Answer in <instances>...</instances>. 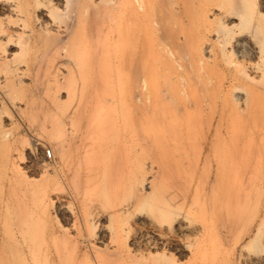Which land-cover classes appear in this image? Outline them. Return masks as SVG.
I'll return each instance as SVG.
<instances>
[{
	"label": "rangeland",
	"instance_id": "obj_1",
	"mask_svg": "<svg viewBox=\"0 0 264 264\" xmlns=\"http://www.w3.org/2000/svg\"><path fill=\"white\" fill-rule=\"evenodd\" d=\"M263 67L264 0H0V264H264L258 136L206 111ZM149 80L179 116L193 84L190 129L148 120Z\"/></svg>",
	"mask_w": 264,
	"mask_h": 264
},
{
	"label": "bare ground",
	"instance_id": "obj_2",
	"mask_svg": "<svg viewBox=\"0 0 264 264\" xmlns=\"http://www.w3.org/2000/svg\"><path fill=\"white\" fill-rule=\"evenodd\" d=\"M144 1H146V0H137V3H138V5H141L142 3H144ZM148 6H150V5H148ZM146 9H147V7H146ZM147 16L149 17L148 10H142L141 11V18L142 17L144 18ZM148 22H149V20H148ZM116 31H117L116 37L118 38V40L120 38H121V40L125 39L126 30L124 31V33H125L124 35L122 33L123 31H120V29H117ZM145 33L146 32H144V37H145ZM120 35H121V37H119ZM145 40L148 42L147 44H150L152 46V44H151L152 39L150 38V36H147ZM145 40H144V42H145ZM147 44H146V46H147ZM147 47L150 48L149 45ZM148 48H147V51H148ZM150 49H152V48H150ZM150 49L148 51L149 56H151V53L153 52ZM150 64H151V62H150ZM150 64H148V66ZM151 67H153V64L151 65ZM261 67L260 68L258 67V68L261 69ZM156 68H154V74H155ZM150 72L151 71L149 69L148 77L150 75L156 76V74L155 75L152 73L150 74ZM236 76H235L234 81L228 86L227 90L231 89V91L232 90L234 91L235 101H237V102L239 101V99L242 95L243 96L245 95V98H243L244 99L243 104L242 105L236 104L237 102L233 105L232 104L231 105L226 104L227 103L226 99L224 97H220V95H219L220 91L222 90V89L220 90L221 85L220 84H217V85L213 84L212 85V83L211 84L209 83L210 81L206 80V111L211 112L214 104L216 105V102L219 99L221 101V105H222L220 108V111L225 114L224 120L222 119L225 123L224 124L225 125L224 130H225V133L229 134V135L228 134H226V135H228V137H230V138H234L239 133H247V135L251 136V137H252V135L256 136V134H257L258 141L255 144V148L258 150V152L260 151L259 153L263 152V156H264V96L259 94L257 91L249 92L244 87H241V85H239L240 82L238 80V77H236ZM152 78H154V77H152ZM260 79L264 80V67L261 70ZM151 81H150V84L152 83ZM102 83H101L102 84V86H101L102 90H104V88L110 89L112 87V85H110V83H108V82L104 81ZM171 85L172 86H170V90L174 95L178 96L180 93H182L179 96L182 95L183 97L181 96V98H179L178 102L182 105L184 113L180 116L177 115V112L175 111V109L168 102H164V99H162L160 97L159 91L156 88L157 86L154 87L155 85L153 86V84H151L150 86H148L149 88H147L146 92L144 93L145 98L143 101L144 105L146 107L150 108V110L152 111V115H149L150 117L148 120L152 123H155L156 125L158 124L160 126L171 127V125H177L178 118L179 119L181 118L182 120H184L183 123L185 124V128L190 129L193 124L191 125L189 122H190V119L193 118V116H191V114H189V112L187 111V103H189L191 101L194 104V106L196 105V103H197L196 101H198V100L196 97H193L194 94H196L195 93L196 90H194L195 88H193V84L192 85L186 84L187 86H185V87H182V85H177L175 83H173ZM186 94L188 95V97L190 96L192 98L188 99ZM187 99H188V101H186ZM240 109H243V111ZM153 111H155V112H153ZM224 114L222 116H224ZM148 120H146V121H148ZM169 127H168V129H169ZM168 129L166 130L167 133H168ZM171 130H169L170 131L169 133H171V135L173 137H175L177 135V133L175 131H171ZM251 143H250V140L247 141L248 146ZM217 148L219 150H223L225 148V146L224 145H221V146L218 145ZM226 155L227 154H225V153L223 154V156H226ZM259 163H261V162L259 161ZM227 173L231 174L229 172H227ZM232 173L234 174V170H232ZM225 176H228V175H226V173H225ZM225 179L227 180V186L226 187L224 186L226 189L224 191L225 196H226L228 201L233 200L236 202L239 198V196H238L239 190H237V187H238L237 186V184H238L237 180H236L235 176L234 177L228 176ZM233 205H234V203H233ZM209 209H210L209 205H208V203H206V213L208 212ZM207 224H208V222L206 219V225ZM260 225H262V226L264 225V216H263V218L260 219Z\"/></svg>",
	"mask_w": 264,
	"mask_h": 264
},
{
	"label": "built area",
	"instance_id": "obj_3",
	"mask_svg": "<svg viewBox=\"0 0 264 264\" xmlns=\"http://www.w3.org/2000/svg\"><path fill=\"white\" fill-rule=\"evenodd\" d=\"M45 153H46L47 158H50L51 157V154H50L49 151H46Z\"/></svg>",
	"mask_w": 264,
	"mask_h": 264
}]
</instances>
